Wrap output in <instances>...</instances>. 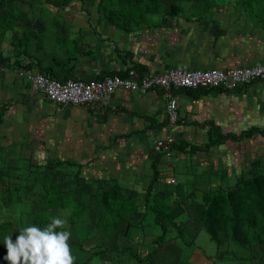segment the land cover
I'll use <instances>...</instances> for the list:
<instances>
[{"label":"crops","instance_id":"obj_1","mask_svg":"<svg viewBox=\"0 0 264 264\" xmlns=\"http://www.w3.org/2000/svg\"><path fill=\"white\" fill-rule=\"evenodd\" d=\"M209 8V11L203 10L200 17L195 13L198 10L187 11L191 14L184 19L179 9L177 14L163 17L159 23L140 20L116 26L106 21H65L52 23L49 30L47 25H42L40 35L32 38L35 46H29L22 61L30 62L33 70L46 69L59 79L160 73L178 65L191 69H225L264 63V24L261 20L245 17L241 10L234 11L225 5ZM248 20H253L252 26L244 25ZM104 28L113 30L103 31ZM179 30L189 37L184 44L176 33ZM99 32L110 35L125 51L114 55L115 50L109 49L108 40L100 49L93 51L88 46L83 50L82 44H89ZM195 34L196 39L202 36L201 47L196 46ZM72 39L75 48H71L69 40ZM127 50L137 54H129ZM14 62L10 58L5 61L6 66L0 68V150L8 146L6 149L15 152L11 158L22 157L27 162H35V158L49 161L50 152L38 147L37 141L50 138L48 129L54 125L61 140L73 138L74 145L84 147L83 139L87 141L85 148L91 151L90 156L99 157L82 167L68 165L74 167L72 170L61 163L52 164L59 174L57 186L66 180L81 181L84 173L85 178L89 176L94 183L103 174L112 178L115 187L145 189V195L138 200L142 207L133 215L135 225L128 231L127 225L123 232L117 229L116 246L120 243L122 247L116 249L121 252H134L148 232H153L154 237L170 232L165 220L173 223L184 214L187 220H193V215L200 220L203 213H199L198 208L193 213L191 204L202 202L203 192L231 186L229 181L234 178L236 182L237 176L228 174L235 169L241 170V162L250 158L252 152L256 155L259 140H264V136L253 132L238 140L216 141L207 147L209 140L218 138L219 133L239 134L264 126V80L235 90H178L175 95L179 117L169 130L165 113L167 95L162 91H117L106 103L63 105L31 92L24 77L17 74L20 67ZM71 126L73 130L69 132ZM214 127L218 130L209 133ZM169 132L175 136L176 143L171 158L167 159L157 152L154 140ZM51 167L31 166L25 171L11 168L10 175L14 179L27 174V184L26 180L21 181L27 187L35 182L42 185L50 179L40 177L52 176L55 170ZM172 178L177 179L175 184L170 183ZM148 185L151 186L149 194L146 192ZM146 202L150 206L157 203L154 207L167 214L162 219V227L154 223V212L145 207ZM173 224L172 232H176ZM197 231L207 230L200 223ZM144 244L145 241L143 247Z\"/></svg>","mask_w":264,"mask_h":264},{"label":"rangeland","instance_id":"obj_2","mask_svg":"<svg viewBox=\"0 0 264 264\" xmlns=\"http://www.w3.org/2000/svg\"><path fill=\"white\" fill-rule=\"evenodd\" d=\"M171 2L178 5L181 19L191 14L187 11L198 10L195 13L200 17L203 10L209 11L210 6L225 5L234 11L241 10L243 16L248 15L251 19L261 20L264 24V0H0V68L6 66L5 61L10 58L14 59L17 67L24 65L22 60L27 56L29 46H35L32 38L40 35L42 25H47L49 30L52 23L56 25L65 21H106L114 22L116 26H121L123 22L134 24L140 20L159 23ZM253 20L246 21L244 25L252 26ZM197 25L199 26L198 23ZM180 31L176 33L180 43L184 44L189 37ZM99 33L98 35L93 33L94 40L89 44H82L83 50L88 46L90 47L88 49L93 51L100 49L101 44H106L108 40L109 49L115 50L114 55H120L125 51L120 49L121 44H116L110 35ZM196 36L197 34L194 38ZM196 40V46L201 47L202 36ZM69 41L73 45L71 48H75L73 39ZM148 42L145 40V43L151 44ZM127 53L137 54L131 50H127ZM23 100L25 98L19 99ZM48 130L51 131L50 138L37 142L40 144L38 147L50 152L49 161L40 159L37 161L35 158V162L31 160L27 162L22 157L11 158L15 152L6 149L8 146L0 150V264H9L3 259L7 251L2 244L3 235L12 234L15 240L21 227L34 223L43 228L50 222L52 216L67 219L65 227L70 228L72 233L68 243L70 247L73 242L81 244L90 257L87 264H264V230H257L258 206L248 205L247 202L240 203V209L245 214L252 212L255 218L253 220L247 216V222L239 225L234 214V204L228 199L230 189L238 184L241 186L243 180L257 176L261 178L259 187L264 190L263 139L258 142L257 154L254 155L252 152L250 158L247 157L241 162V170L235 169L229 174L227 172L228 175L237 176L236 182L234 178L233 181H229L232 183L231 186L203 192V201L191 204L193 213L197 208L199 213L204 211L200 220L194 215L193 220H187L185 214L177 220L179 224L177 221L173 222L174 225L172 221L165 220L170 232L157 237H154L153 232L146 233L142 236V242L140 241L142 244L145 241V247L141 244L130 254L119 250L122 246L120 243L119 247L116 246V237L119 236L118 230L124 231L125 225L127 231L129 227L135 225L133 215L142 205L138 204V200L145 195V189L115 187L111 182L112 178H106L103 174L95 180L99 184L94 183L90 181L89 176L85 178L84 173L81 181L76 180L74 183L66 180L61 186L58 185V189H50L48 186L59 179L57 168L51 167L52 164L61 163L72 170L74 167L68 165L82 167L99 157L90 156L91 151L85 148L87 141L82 139L84 147H80L74 145L73 138L61 140L54 125ZM72 130L71 126L69 132ZM74 148L79 155H76ZM31 166L47 168L50 166L55 171L51 172L52 176L40 177L50 179L48 182L43 181L42 185L41 182H35L30 187L22 185L27 174L11 178L13 176L10 175L11 168L25 171ZM124 216L126 219H123ZM204 217L209 218L210 232L207 230L200 233L197 229ZM171 224L176 232H172ZM151 227L156 228L154 224H151ZM250 231L262 237V242L255 240L252 244H240L239 236L247 235ZM91 253L93 254L90 255Z\"/></svg>","mask_w":264,"mask_h":264},{"label":"built area","instance_id":"obj_3","mask_svg":"<svg viewBox=\"0 0 264 264\" xmlns=\"http://www.w3.org/2000/svg\"><path fill=\"white\" fill-rule=\"evenodd\" d=\"M17 74L24 77L33 93H40L58 104L85 105L106 103L117 91L146 93L151 90L162 91L167 95L165 113L169 130L178 120V99L174 93L177 88H224L235 90L245 84L264 79V63L228 68H187L181 65L171 67L160 73H143L120 76L107 74L101 78L57 79L30 68L20 67ZM176 141L169 132L154 140L159 154L170 159ZM176 178L170 183L175 184Z\"/></svg>","mask_w":264,"mask_h":264},{"label":"trees","instance_id":"obj_4","mask_svg":"<svg viewBox=\"0 0 264 264\" xmlns=\"http://www.w3.org/2000/svg\"><path fill=\"white\" fill-rule=\"evenodd\" d=\"M179 12V7L176 3L171 2L168 11L166 12L164 18L166 19V17H170L172 15H175ZM24 63V62H23ZM24 63V65L22 67H27L30 68L31 67V63ZM31 69V68H30ZM38 70L40 72L43 73H47L48 75L55 77L57 79H59L56 75H53L51 73H49L48 71H46V69H40L38 68ZM103 76H99L97 78H101ZM73 78V77H71ZM67 79V77L65 78ZM264 80V79H263ZM207 90V89H215V88H195V89H191V88H177L174 90V93L177 92L178 90H185L187 92H192V90ZM217 128H210L209 129V133L210 132H214L217 131ZM253 132H258L260 135L264 136V126L260 129L257 128H250L248 130L242 131L239 134H235V133H225V134H221L219 133L218 138L216 139H210V143L207 144V147L210 146V144L215 143L216 141L218 142H224L226 139H231V140H238L240 138H242L243 136H250ZM261 181V178L255 177V178H251L248 180H243V184L240 186L239 184L236 185L234 188L230 189L228 191V199L230 201L233 202L234 204V214H235V218L236 220L239 222V225H242L243 223L247 222L246 220L248 219L247 216H250L253 220H254V214L252 212H249L248 214H245L243 210L240 209V203L243 202H247L248 205H256L259 208L258 211V215H259V221L257 224V230H264V190H262L259 186V183ZM48 186V185H47ZM50 189H54V188H59L56 183H51L48 186ZM151 190V186L148 185V188L146 190L147 194H149ZM147 200V199H146ZM157 203L148 205V203L146 202L145 207L150 209L151 211L154 212V223L159 225L160 227H162V219L165 215H167L163 210H160L156 207H154ZM207 211H205V216H207ZM204 213V211H203ZM42 215V214H41ZM38 217H41L40 215H38ZM40 218H38L39 220ZM201 223L203 224V227L208 230L210 232V226H209V218L208 217H204L201 221ZM254 226V223H253ZM214 234V233H213ZM247 234V233H246ZM164 235V232H163ZM251 238V239H250ZM255 240H258L259 242H262V237H258L256 235L255 232L250 231L247 235L241 234L239 236L238 242L240 244H252L253 242H255ZM73 246V247H72ZM71 249H72V254L75 257L74 260V264H87L88 262V258L89 255L88 252L81 246V244L79 242H73L71 245ZM75 247V249H74ZM84 254V255H83ZM86 254V257H85ZM93 253H91L90 255H92Z\"/></svg>","mask_w":264,"mask_h":264},{"label":"clouds","instance_id":"obj_5","mask_svg":"<svg viewBox=\"0 0 264 264\" xmlns=\"http://www.w3.org/2000/svg\"><path fill=\"white\" fill-rule=\"evenodd\" d=\"M67 223L64 217L52 216L43 228L34 223L21 227L15 240L12 234L3 235V259L9 264H74Z\"/></svg>","mask_w":264,"mask_h":264}]
</instances>
